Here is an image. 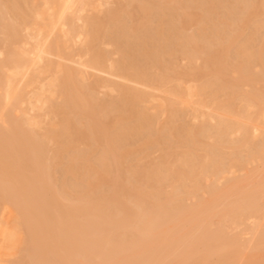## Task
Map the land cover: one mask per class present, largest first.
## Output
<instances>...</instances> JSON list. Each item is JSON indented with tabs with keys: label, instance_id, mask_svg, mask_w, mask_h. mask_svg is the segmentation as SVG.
I'll return each instance as SVG.
<instances>
[{
	"label": "bare ground",
	"instance_id": "1",
	"mask_svg": "<svg viewBox=\"0 0 264 264\" xmlns=\"http://www.w3.org/2000/svg\"><path fill=\"white\" fill-rule=\"evenodd\" d=\"M0 41V264H264V0H0Z\"/></svg>",
	"mask_w": 264,
	"mask_h": 264
},
{
	"label": "rangeland",
	"instance_id": "2",
	"mask_svg": "<svg viewBox=\"0 0 264 264\" xmlns=\"http://www.w3.org/2000/svg\"><path fill=\"white\" fill-rule=\"evenodd\" d=\"M193 29H194V28L189 29V32H190V30L193 31ZM192 31H191V32H192ZM1 42H2V41H0V43H1ZM180 58H181V57H180ZM180 58H179V60L177 61L178 64H181V66L185 65L184 63H186V61H185V60H182L183 58H182V59H180ZM182 64H183V65H182ZM101 92H102V93H101L100 95H101V97H102V96L104 95L103 93H106V92H103L102 90H101ZM106 95H107L106 97H104V96H103V97L107 99V98L109 97V95H108V94H106ZM58 100H59V99H58ZM58 100H57L56 102H59V101H60V100H59V101H58ZM255 142H257V140H256ZM79 144H81V143H79ZM80 146L85 147L83 144L80 145ZM94 153H95V152H94ZM156 155H157V153L153 154V156H156ZM153 156H152V157H153ZM148 159H149V158H148Z\"/></svg>",
	"mask_w": 264,
	"mask_h": 264
}]
</instances>
